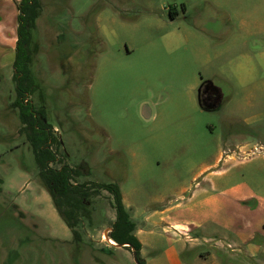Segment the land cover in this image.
I'll return each mask as SVG.
<instances>
[{
    "label": "rangeland",
    "instance_id": "rangeland-1",
    "mask_svg": "<svg viewBox=\"0 0 264 264\" xmlns=\"http://www.w3.org/2000/svg\"><path fill=\"white\" fill-rule=\"evenodd\" d=\"M237 10L254 13L250 36L239 31L242 19L227 17ZM38 12L30 100L59 139L53 167L78 169L75 183H118L138 221L167 205L148 204L152 197L168 191L173 199L223 150L246 162L219 161L215 168L229 171L222 187L239 175L264 192V0H40ZM238 36L251 41L245 78L243 47L231 41ZM13 73L6 70L0 87V264H139L132 249L106 237L116 216L106 190L90 197L77 226L82 239L74 240L20 130ZM208 80L221 90L204 88L210 108L199 98ZM228 201L221 197L218 220L229 217ZM253 220H264V210ZM167 233L156 231L155 249L166 248L165 236L183 234Z\"/></svg>",
    "mask_w": 264,
    "mask_h": 264
},
{
    "label": "crops",
    "instance_id": "crops-1",
    "mask_svg": "<svg viewBox=\"0 0 264 264\" xmlns=\"http://www.w3.org/2000/svg\"><path fill=\"white\" fill-rule=\"evenodd\" d=\"M20 1L0 0V87L6 78V70L11 67L14 69ZM253 14L251 11L237 10L227 17L242 19L239 31L243 36H250L252 27L249 19L254 17ZM231 41L240 49L243 47L238 58L242 59L244 66L240 77L245 78V67L250 73L251 41L248 37L247 39L243 37L240 41V36ZM207 97L209 98L208 95ZM223 152L225 150L217 155L213 164L204 167L193 177L192 184H182L177 187L176 196L173 199H169L168 191L162 192L155 198L152 197L148 204L153 201H165L167 205L149 210L142 221H138L133 214L137 206L134 203H128L127 196L122 191L124 204L135 223L133 233L142 243L141 256L145 264H264L261 263L264 256V244L257 246L251 243L256 235L260 234L264 238V220H253L255 214L264 210V192L261 188L245 185V181L238 182L239 175H235L236 180H232L234 183L232 182L228 187H222L221 179L227 177L229 171H226L227 168H215L219 161L221 159L225 163L233 161L234 164L246 162L245 159L237 158L235 150L226 153L227 157L223 156ZM222 196L229 197L226 203L229 217L224 221L217 219ZM203 208H207V211L203 212ZM198 209L201 210L198 211ZM115 220L116 216H114ZM174 227L183 234L177 237L165 236L166 248L161 251L155 249L157 244L155 245L153 236L156 231L161 229L162 233H167ZM218 231L223 232V235L214 236L218 235ZM190 232L192 234H189ZM201 242H213L211 247L213 249L196 251ZM112 244V246L121 247L116 242ZM147 246L149 247L148 258L145 255Z\"/></svg>",
    "mask_w": 264,
    "mask_h": 264
},
{
    "label": "trees",
    "instance_id": "trees-1",
    "mask_svg": "<svg viewBox=\"0 0 264 264\" xmlns=\"http://www.w3.org/2000/svg\"><path fill=\"white\" fill-rule=\"evenodd\" d=\"M40 0H21L18 4V40L14 61L13 79L16 83V100L13 107L19 108L22 122L21 132L25 133L34 149L36 162L39 166V177L43 186L50 193L54 205L73 233L76 241L82 239L81 232L77 229L79 216L87 209L92 195H98L100 190L108 191L113 197L116 210V220L112 224L109 236L118 244H128L124 247L134 249L139 264H145L141 257L142 243L133 233L135 223L127 210L121 188L118 183H75L74 176L80 174L78 169L65 163L61 167L52 164L59 160V139L55 136L54 127L45 122V110H36L30 100V95L35 92V82L31 71V46L32 30L36 25ZM176 14L172 13V18ZM84 78H79L83 82ZM214 87L218 93L221 90L211 81H204L200 89L201 105L210 108L204 102V88ZM56 147L54 148V145Z\"/></svg>",
    "mask_w": 264,
    "mask_h": 264
},
{
    "label": "water",
    "instance_id": "water-1",
    "mask_svg": "<svg viewBox=\"0 0 264 264\" xmlns=\"http://www.w3.org/2000/svg\"><path fill=\"white\" fill-rule=\"evenodd\" d=\"M144 114L146 115V117H150L151 116V110L149 109V107H145L144 108ZM112 228V227H111ZM106 237H107V239L109 240V241H111V239L109 238V236H108V233H107V231H106ZM118 246H126V245H128V244H118V243H116ZM133 253H134V257H135V259H136V261L138 262V260H137V258H136V252H135V250L133 249Z\"/></svg>",
    "mask_w": 264,
    "mask_h": 264
},
{
    "label": "bare ground",
    "instance_id": "bare-ground-1",
    "mask_svg": "<svg viewBox=\"0 0 264 264\" xmlns=\"http://www.w3.org/2000/svg\"><path fill=\"white\" fill-rule=\"evenodd\" d=\"M111 241L115 244V242L113 240H111Z\"/></svg>",
    "mask_w": 264,
    "mask_h": 264
}]
</instances>
